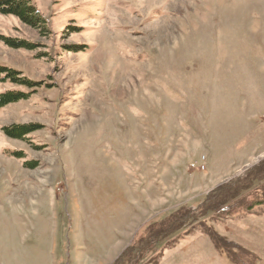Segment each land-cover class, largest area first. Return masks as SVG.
<instances>
[{
  "label": "rangeland",
  "instance_id": "obj_1",
  "mask_svg": "<svg viewBox=\"0 0 264 264\" xmlns=\"http://www.w3.org/2000/svg\"><path fill=\"white\" fill-rule=\"evenodd\" d=\"M31 1L44 26L0 13L39 83H0L29 92L0 108V264H264V0Z\"/></svg>",
  "mask_w": 264,
  "mask_h": 264
},
{
  "label": "trees",
  "instance_id": "obj_2",
  "mask_svg": "<svg viewBox=\"0 0 264 264\" xmlns=\"http://www.w3.org/2000/svg\"><path fill=\"white\" fill-rule=\"evenodd\" d=\"M0 13L14 15L19 18L22 22L30 26H44V19L36 10V7L31 0H0ZM3 40L7 45L11 47L30 48V45L22 41H15L6 37L3 38ZM19 75V72L13 69L12 67L0 66V83L8 81L10 83L22 86L27 89L36 87L39 84L38 82L28 80L26 77H21ZM28 95L29 92H25L19 89H7L4 91H0V108L5 106L6 104L25 99L28 97ZM34 128V125H15L11 128L4 127V130L8 135L20 139L23 138L30 131L34 130ZM223 203L220 202L218 204L222 205ZM216 207H218V205ZM208 209L210 210L211 208ZM214 210L217 209L212 208V211ZM183 221H185V218H180L177 221L175 220L174 223L171 224L172 227L170 228L175 227V224H177V228L181 223H183Z\"/></svg>",
  "mask_w": 264,
  "mask_h": 264
}]
</instances>
